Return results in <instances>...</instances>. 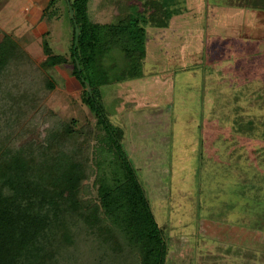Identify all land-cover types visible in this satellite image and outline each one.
Wrapping results in <instances>:
<instances>
[{"label": "rangeland", "instance_id": "rangeland-1", "mask_svg": "<svg viewBox=\"0 0 264 264\" xmlns=\"http://www.w3.org/2000/svg\"><path fill=\"white\" fill-rule=\"evenodd\" d=\"M48 1L0 0L1 111L44 70L48 53L65 59L42 72L54 88L23 116L22 126L35 124L23 138L36 142L52 113L99 131L72 73L67 0ZM166 3V27L143 23L142 76L101 87L99 102L122 127L123 148L164 226L167 264H264V0ZM87 12L100 23L145 15L138 0H88ZM16 122L3 117L0 127L9 132Z\"/></svg>", "mask_w": 264, "mask_h": 264}, {"label": "trees", "instance_id": "trees-1", "mask_svg": "<svg viewBox=\"0 0 264 264\" xmlns=\"http://www.w3.org/2000/svg\"><path fill=\"white\" fill-rule=\"evenodd\" d=\"M138 1L145 15L125 13L116 23H100L90 19L88 0H67L74 19L72 73L99 131L75 119L58 121L51 112L42 140H24L23 116L54 88L42 72L65 61L59 53H48L31 86L6 98L0 119L11 115L18 122L7 124L9 132L0 127V264H167L164 226L123 148L122 127L99 102L101 87L142 76L143 23L168 25V0ZM19 71L26 75L25 67Z\"/></svg>", "mask_w": 264, "mask_h": 264}, {"label": "water", "instance_id": "water-1", "mask_svg": "<svg viewBox=\"0 0 264 264\" xmlns=\"http://www.w3.org/2000/svg\"><path fill=\"white\" fill-rule=\"evenodd\" d=\"M68 8H69L71 16L73 17V10H72V8H71L69 3H68ZM77 36H78V28L76 26V28H75V41L77 40Z\"/></svg>", "mask_w": 264, "mask_h": 264}, {"label": "crops", "instance_id": "crops-1", "mask_svg": "<svg viewBox=\"0 0 264 264\" xmlns=\"http://www.w3.org/2000/svg\"><path fill=\"white\" fill-rule=\"evenodd\" d=\"M242 43V42H241Z\"/></svg>", "mask_w": 264, "mask_h": 264}]
</instances>
